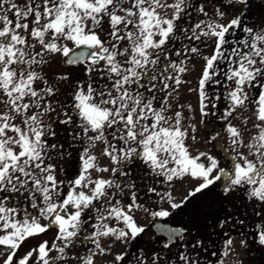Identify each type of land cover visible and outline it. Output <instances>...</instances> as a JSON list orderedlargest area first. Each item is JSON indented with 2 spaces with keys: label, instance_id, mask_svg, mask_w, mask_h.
I'll return each mask as SVG.
<instances>
[{
  "label": "snow or ice",
  "instance_id": "1",
  "mask_svg": "<svg viewBox=\"0 0 264 264\" xmlns=\"http://www.w3.org/2000/svg\"><path fill=\"white\" fill-rule=\"evenodd\" d=\"M236 2L246 3L247 0ZM187 8L188 0H174L171 4L163 0H24L23 3L0 0V233H3L0 234V246L11 250L4 264H17L14 261L17 249L28 238L47 232L51 226L58 229L55 239L60 243H53L51 247L47 241L39 244L34 250L38 253L37 264H50L49 253L53 250L59 254L55 259L64 260L66 250L74 246L81 234L85 223L82 216L86 210L96 211L99 220L114 217L125 225L121 229L107 224L93 225L97 231L90 239L104 254L97 237L112 235L123 240L130 235L135 239L145 229L138 226L128 213L141 208L149 212L137 203L134 181L124 183L118 178H90L92 169L97 172L109 169L99 168L95 164L96 157L88 155L87 148L81 156L82 171L68 182L70 188L66 197L57 199L62 195L64 181L55 175L56 165L50 162V151L63 148V145L48 142L49 137L57 135L48 122L51 113L56 112L49 97H54L57 89L37 71L48 62L45 59L48 54H61L68 58L64 62L69 65L84 64L89 79L86 84L77 85L72 95L73 103L62 106L63 118L57 113L58 122L66 126L71 140H86L91 146L97 141L103 142V154L117 165L111 169L114 177L130 176V171L125 168L140 161L149 170V175L164 177L167 182L189 175L201 180L202 183L189 193L193 196L221 180L222 176H228L225 193L237 187L246 188L250 199L264 203V80L260 79L264 77V34H253L251 28H242L250 39L239 43L247 51L232 50L231 54L237 59L230 63L236 66L230 67L226 73L227 79L236 85L228 94L231 106L226 116L246 106L249 97L245 86H256L259 82L261 91L256 101V115L261 124L256 125L259 131L253 137L254 142L247 145L249 154L255 159L239 154L238 159L243 160V164L233 157L231 171L218 169V161L211 156L207 157L208 166L198 163L200 156L206 154L190 156L184 144L187 133L181 128L182 113L178 111L174 117L165 115L170 108L168 96L171 93L163 97L159 108L154 106L157 90L154 82L159 81L160 90H167L169 80L177 86L183 82L178 76L169 75L170 71H187L181 66L183 61L177 64L169 59V43L178 39L181 33L196 41L202 36L215 37L213 55L203 57L206 63L197 89L203 114L212 104L206 86L218 83L214 80L218 75L217 62L228 59L222 49L229 43L230 29L241 28L240 17L227 25L199 22L190 29L189 36V30L181 29L177 24ZM159 9H172L171 18L162 16ZM199 11L204 12L203 7ZM217 14L224 15L219 11ZM197 29H201L199 33ZM79 48L88 51L76 52L75 49ZM185 51L196 54L199 49L192 46ZM175 54L179 56L181 53ZM162 58L168 62L163 63ZM93 73L98 76L93 77ZM59 79L69 78L61 76ZM38 83L42 86L37 87ZM18 118L20 124L16 123ZM228 131L234 146L243 144L238 129L229 126ZM117 144L121 146L118 148ZM169 164L175 166L169 167ZM217 169L218 173L213 176ZM89 185H93L91 195L76 191L78 187L87 188ZM112 189L115 192L109 191ZM125 189L130 190L131 196L127 212L111 206L112 198L117 193L123 194ZM147 193L160 195L151 186L147 187ZM10 200H14L16 206H9ZM101 200L110 206V210L104 208L107 216L102 215L101 209L94 204V201ZM168 203L172 209L182 206L172 202L170 194ZM69 206L74 211L69 212ZM149 214L154 219L170 215L167 210ZM41 217L48 223L42 224ZM161 231L168 241L164 247L169 248L176 238H183L186 230L161 227ZM231 243V240L227 241L229 246ZM259 243L264 245V231L259 233ZM199 245L200 241H197L192 248ZM182 247L187 249L188 245ZM94 255L80 259L83 264H94ZM32 259L33 251H29L18 259V264H30ZM115 259L119 262L124 256L117 255ZM157 259L158 254L154 253L152 264H157ZM179 260L183 264H198L186 251L179 253ZM140 264L145 262L141 260Z\"/></svg>",
  "mask_w": 264,
  "mask_h": 264
},
{
  "label": "rangeland",
  "instance_id": "2",
  "mask_svg": "<svg viewBox=\"0 0 264 264\" xmlns=\"http://www.w3.org/2000/svg\"><path fill=\"white\" fill-rule=\"evenodd\" d=\"M23 3L24 0H19ZM244 3L236 2V0H225L224 15L222 18V24L227 25L232 19L242 12ZM165 12L162 9L161 15ZM264 12V6L262 10ZM261 18L257 22L256 28H261L263 33L259 29L255 34H264V16L262 12ZM216 16L213 18V23H217ZM211 20H209L210 23ZM242 31V28L240 29ZM184 36H179L178 47H173L172 41L167 46L168 57L171 61L180 64L187 69L184 73L170 71L169 75L178 76L183 82L178 86L174 81L169 80L170 85L167 90H160L162 85L157 84V90L155 91L156 100L154 106L159 108L163 97L168 95V105L170 108L166 111L165 115L173 116L176 112L182 113L181 128L186 131L187 136L184 144L187 148L190 156L196 157L201 153L206 155L200 156L198 163H203L206 166L209 165L207 159L208 156L215 158L218 161V169L223 168L226 171H231L233 168V157H237L236 162L243 164V160L238 159L239 154H243L248 159H255L254 156L249 154V148L247 145L253 143V137L258 134V128L256 125L261 124V121L257 119L259 82L256 86H245V92L248 94V101L244 108H238L233 112L231 116H226V113L230 110L231 100L228 94L236 88L234 81H230L226 77L230 67H235V64L230 61H235L237 58L230 55H225L228 59L220 60L217 62L218 75L214 76V80L218 83H213L207 92L208 97L211 99L212 104L205 108L204 113H201L198 95L199 80L202 76V72L205 67V60L203 57H211L214 53L216 45V38L203 37V41H196L191 39L185 43H181V39ZM103 38V37H102ZM250 39L249 36H228L229 43L227 46H237L236 49L241 51H247L239 41ZM69 47H72L71 42ZM195 46L199 49L196 54L189 53V56H176V52L179 49H187ZM39 51V48H37ZM183 57V58H182ZM48 61L37 69L43 75L49 83L57 89L54 97H49L53 102V107L56 108V112L51 113L49 117V123L52 124L53 129L57 133L55 137H49V144L63 145V148H57L50 151L52 164L56 165L55 175L58 180L64 181L62 185V195L58 197L61 200L66 197L69 191V181L75 179L82 171L83 161L81 156L84 151L76 152L77 146L75 140H71L70 137H63L67 135L66 126L61 125L58 122L57 113H61L59 118H63L62 106L71 105L73 103L72 95L76 90L78 84H86L89 77L86 75L85 68H67L63 66V56L61 54H48L45 56ZM163 63L168 61L163 60ZM83 67V66H81ZM67 76L68 80H61L59 77ZM93 76L97 77V73H93ZM264 80V77L260 78ZM99 83V80H96ZM40 83L37 87H41ZM141 91H144L141 89ZM147 95H151L147 93ZM207 103V101H206ZM71 113V109H67ZM17 124L21 121L18 118ZM229 126L235 127L240 132V139L243 141L242 145L234 146L232 144V137L228 131ZM69 129L72 126H67ZM194 129V131H193ZM69 136V135H68ZM195 137V139H193ZM67 140V141H65ZM111 140V137H109ZM121 145L117 144L119 148ZM105 145L103 142L97 141L95 145L88 152V155L96 157L95 164L99 168H108L107 172H97L94 169L90 170V178L92 180L98 179H114L118 178L124 183L134 181L136 184L134 191H136L138 199L137 203L143 205V207L149 209V212L167 210L170 213V217L176 223H182L186 226L187 233L172 250L165 248L161 244H157V239L148 234L147 229L151 224L159 219L153 218L149 212L143 211V209H133L128 213L133 216L135 223L145 229V235L139 234L135 239L129 237L118 240L115 236H99L100 248L105 250L104 254L100 253V249L96 247V244L90 239L94 232L97 231L93 225L107 224L112 228H125L122 221L116 220L114 217H109L104 220L97 219V212H90L86 210L82 216L85 221L82 227L81 234L76 241L79 244V248L76 244L66 250V258L60 260L62 264H76L82 263V257H87L92 253L94 264H140L141 260L145 264H152L153 254H158L157 264H183L179 260V253L186 251L187 254L198 264H264V245L259 243V233L264 231V203H261L255 199H250L247 195L246 188H240L237 190L239 193L235 194V189L225 193V185L228 182V176H222L221 180L216 181L211 185L208 190L202 191V195L189 196V193L194 191L196 187L202 183L199 179H194L190 175L185 176L182 179H173L171 182H167L164 177H155L149 175V170L146 166L136 161L130 164L125 171H130L131 175L128 177H114L111 169L117 167L114 165L110 157L103 154ZM174 164H169V167H174ZM218 169L212 173L215 176L218 173ZM87 181H85L86 183ZM155 187L160 195L155 193H147V187ZM91 187H78L76 191H84L86 194L91 195ZM115 192L114 189L109 190ZM168 194L172 197V202L181 204L182 206L176 209H172L168 203ZM245 195V196H244ZM187 197V199H185ZM238 197L240 204L246 205L247 209H250V204L253 205L254 212L251 214L253 223L250 228V223H246L243 226H238L234 222H228L223 219L228 215L225 210L226 204L229 203L228 199H234ZM117 201L119 203L117 204ZM95 202V201H94ZM97 202V201H96ZM131 203L130 190L125 189L123 194L117 193L111 200V206L120 207L127 212V206ZM9 206H16L14 200L8 202ZM97 208L101 209V214L107 216V212L104 208L110 206L105 204L103 200L99 201ZM230 208H233L230 203ZM68 211H74L69 206ZM62 215L64 213H61ZM168 216V217H169ZM231 217V214H230ZM19 218V217H18ZM233 218V217H231ZM42 224H47L48 221L42 217L40 219ZM222 223L223 228L218 227V223ZM213 227L212 232H209L206 227ZM128 231L127 229H125ZM144 233V232H143ZM3 234V233H0ZM44 239V238H43ZM88 240L85 244L83 240ZM31 237L25 242L30 241ZM231 240L232 243L229 246L227 241ZM75 241V243H76ZM200 241V245L197 248H192V244ZM23 243L21 248L17 249V264L18 259L22 258L26 251L23 246H28L27 243ZM243 242V243H242ZM188 245L187 249L182 245ZM2 250V251H1ZM30 251V250H28ZM170 251V252H169ZM227 252V255L224 253ZM7 255V250L0 248V264H4V259ZM37 255V253H35ZM123 255L124 259L117 262L116 256ZM15 258V257H14ZM76 258V259H74ZM33 260V259H32ZM61 262H59L61 264ZM36 263V262H35Z\"/></svg>",
  "mask_w": 264,
  "mask_h": 264
},
{
  "label": "flooded vegetation",
  "instance_id": "3",
  "mask_svg": "<svg viewBox=\"0 0 264 264\" xmlns=\"http://www.w3.org/2000/svg\"><path fill=\"white\" fill-rule=\"evenodd\" d=\"M163 2L167 3V4H171V3H174V0H163ZM224 5H225V0H188V8H187L186 12L184 14H182V19L177 21V24L179 25V27L181 29L189 30L188 31L189 36L191 35L190 29L193 28L197 23L204 22V24H207V23H209V20H211L210 23H213L214 16H216L215 19H216L217 23L222 24L221 20H222L223 16L222 17L219 16L217 14V12L219 11L220 13L224 14V9H223ZM263 6H264V0H247V2L244 3L242 12H240L237 15V17H240V19H241V28L249 27L253 30V34L256 33L257 29H259L260 32L263 33V30L261 31V28H256V26L258 25L257 22L261 18V14H259V12H262L263 16H264V12L261 11ZM200 7H203L204 12L199 11ZM159 11L162 12V9H159ZM172 12H173L172 9H165V12L162 14V16L166 15L168 18H171ZM205 13H206V15H205ZM204 24H202V28L204 27ZM241 28L230 29L231 34L229 36H249L247 33L240 31ZM200 30L201 29H197L196 31L199 33ZM204 30H207V29L205 28ZM179 36H184V35L181 33V34H179ZM178 41H179V38L172 41L173 47H176V48L178 47V44H179ZM187 41H191V40L187 39L185 36L183 37V39H181V43H185ZM200 41H203V36L201 37ZM239 46H240L239 44L237 46H232V47L225 45L223 47L222 51L224 52L225 55H230L232 53V50L236 49ZM179 52L181 53L180 56H189V53H190L188 51H185V49H183V50L179 49ZM81 66H83V67H81ZM65 67L72 68V69L75 68L77 70H79V68H81V69L85 68L84 64H79L77 66H65ZM93 77H95V76H93ZM154 83H159V81H156ZM68 135L69 134L63 135V137L67 138V137H69ZM65 141H67V140H65ZM74 142L77 146L76 152L84 151L86 148L88 149V152H89V151H91V148L93 147L86 140L74 141ZM237 188L235 189V194L240 192L237 190ZM238 189H240V188H238ZM206 190H208V188L204 189L202 191H206ZM202 191L197 193L196 196L202 195ZM238 200H240L238 197L234 198L233 200L230 198L228 199L229 203H227L226 207H225V210L227 212L225 214H228V215L224 216L223 219H225V217H226L228 222H234L238 226H243L246 223H250L253 220L251 214L254 212V209H251V208H253L252 204L249 205L251 208L247 209L246 205L240 204V202ZM98 203L99 202H96V201L94 202L96 207H97ZM230 203H232L233 208H230ZM90 212L94 213L96 211L90 210ZM230 214H231V217H233V218L230 217ZM157 221H160L161 223H164V224H170L172 226H181L184 230H186V226L184 224L174 222L173 218L170 216L165 217V218H159V219L155 220L151 224V226L147 229V232L149 235H151L154 238V240L157 239V244H161L162 246H164V244L167 243L168 241H167L166 237L159 236L156 233V231L154 230L153 226ZM252 223H253V221L250 223L248 228L251 227ZM223 226L224 225H222L221 222L218 223V227L220 229H222ZM206 229L209 232H212L213 227L207 226ZM57 232H58V229L55 226H51V227H49L47 232L39 234L38 236H35V237H31L30 241L25 242L28 244V246H23V247L26 250L28 249L30 251H33V260H30V264H37L38 253L34 250L38 249L39 244L47 241L49 244V247H51V245L53 243H57V244L60 243L59 241H56V239H55ZM186 233H187V230L184 232L183 238L185 237ZM141 234L145 235V231H144V233H141ZM144 235H143V237H144ZM180 240H181V238H177V240L169 247V250H172L173 247ZM83 242L85 244H87L88 240L84 239ZM75 244H76V247L79 248V244L77 241ZM0 248H3V250H7V255L11 251L10 249L5 248L4 246H0ZM28 250L26 251L25 254H27L29 252ZM35 253H37V255H35ZM7 255H6L4 260L7 259ZM58 255L59 254L55 250H53L49 253L50 264H60L59 262H61V261L59 259H55L56 257H58ZM16 260H17V256L14 258V261H16ZM61 264H62V262H61ZM76 264H82V263L78 262Z\"/></svg>",
  "mask_w": 264,
  "mask_h": 264
},
{
  "label": "water",
  "instance_id": "4",
  "mask_svg": "<svg viewBox=\"0 0 264 264\" xmlns=\"http://www.w3.org/2000/svg\"><path fill=\"white\" fill-rule=\"evenodd\" d=\"M76 52H80V51H88V49L86 48H79V49H75ZM68 58L64 57V60H63V65L64 66H77L79 64H82V63H78V64H75V65H69L67 63H65L64 61H66ZM161 227L165 228V229H183L181 226H172L170 224H164V223H161L160 221H157L153 228L154 230L156 231V233L159 235V236H162V237H166L167 239V236L161 231ZM177 240V238H176ZM175 240V241H176Z\"/></svg>",
  "mask_w": 264,
  "mask_h": 264
},
{
  "label": "trees",
  "instance_id": "5",
  "mask_svg": "<svg viewBox=\"0 0 264 264\" xmlns=\"http://www.w3.org/2000/svg\"><path fill=\"white\" fill-rule=\"evenodd\" d=\"M206 91L208 92L209 91V88L206 86Z\"/></svg>",
  "mask_w": 264,
  "mask_h": 264
}]
</instances>
